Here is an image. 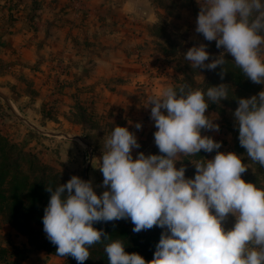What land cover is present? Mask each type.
Here are the masks:
<instances>
[{
  "label": "rangeland",
  "instance_id": "rangeland-1",
  "mask_svg": "<svg viewBox=\"0 0 264 264\" xmlns=\"http://www.w3.org/2000/svg\"><path fill=\"white\" fill-rule=\"evenodd\" d=\"M62 1L60 11L68 8ZM151 1L150 19L130 17L115 7H104L98 17L105 21L106 33L98 39L92 37L96 33L93 28L89 36L81 35L78 21L82 14L89 15L91 8L95 21L96 8L100 5L82 9L72 4L71 23L66 18L57 23L49 16L47 6L41 7L42 15L35 21L31 17L38 7L31 4L20 7L16 0H0L1 38L2 31L7 32L10 26L18 29L23 25L22 21L18 23L20 12L29 13L31 18L24 19V30H28L30 38L19 44L22 47L18 51L14 49L15 52L7 54L8 57L0 55V104L5 110L0 118V135L16 147L10 159L19 157L26 174L41 178V170H27L29 157L33 156L35 163L45 167L46 175L56 179L55 186L65 184L72 176L83 180L86 168V181H92L99 196L107 190L101 187L99 158L105 151L104 138L115 126L127 127L135 134L140 148L133 150V159L139 152L146 156L160 155L153 135L157 129L150 119L151 106H146V97L185 81L192 89L223 83L230 85L233 93L230 88L229 99L219 105L210 104L205 113L214 114L213 119L218 116L214 122L219 125V132L202 130L201 135L220 142L218 151L240 156L248 167L241 178L264 189V167L248 158L246 150L239 145L232 115L238 99L256 95L264 90V85L243 80L236 86L232 76H238L230 66L225 65L227 73L221 80L219 67L194 69L184 59L190 47L201 43L208 45L206 50L213 57L223 51L216 48L215 41L208 42L195 32L200 0ZM107 13L114 17V22L110 23ZM225 59L233 62L231 56L226 55ZM136 123L142 125L141 129L135 128ZM215 154L201 151L197 157H184L175 167L179 169L182 163L186 178H194L195 168L190 161L201 157L211 160ZM0 163L6 162L0 158ZM43 181L45 187L49 186L48 179ZM113 223L134 227L130 220L96 224L104 229ZM89 251L90 258L84 264H97L99 256L93 253L102 252L103 246L99 248L95 244ZM54 252L56 246L46 238L43 225L16 221L9 214L0 213V264H27L31 257L38 264H77L71 256L59 257Z\"/></svg>",
  "mask_w": 264,
  "mask_h": 264
},
{
  "label": "clouds",
  "instance_id": "clouds-1",
  "mask_svg": "<svg viewBox=\"0 0 264 264\" xmlns=\"http://www.w3.org/2000/svg\"><path fill=\"white\" fill-rule=\"evenodd\" d=\"M195 32L215 41L213 57L207 44L190 47L184 59L194 69L215 70L223 80L225 56L255 84L264 85V0H200ZM206 61H211L205 63ZM228 84L192 89L186 81L146 97L154 121V143L160 155L133 150L140 144L127 127L115 126L104 138L97 167L102 173L99 196L92 181L72 176L65 184L45 187L50 193L42 217L43 231L59 257L77 264L90 258L89 249L104 241L109 264H264V189L246 183L248 170L240 156L218 151L221 143L204 131L219 132L218 116L205 115L210 104L229 99ZM232 113L239 145L247 157L264 167V90L237 100ZM140 123L135 124L137 130ZM201 151L211 160L190 161L194 178H186L184 157ZM229 217L234 219L225 228ZM130 220L133 233L161 228L153 259L125 252L122 239H111L96 223ZM103 238V239H102Z\"/></svg>",
  "mask_w": 264,
  "mask_h": 264
},
{
  "label": "trees",
  "instance_id": "trees-1",
  "mask_svg": "<svg viewBox=\"0 0 264 264\" xmlns=\"http://www.w3.org/2000/svg\"><path fill=\"white\" fill-rule=\"evenodd\" d=\"M226 66H230L231 69L237 73L238 77L232 76L236 86H240L243 80L250 81L233 62L229 61ZM259 92L260 91H258V93ZM15 149V145H10L8 141L0 135V158L2 161L6 162L3 165L0 163V213H7L10 219L16 221L22 220L27 224L35 226L43 225L42 217L44 215V209L47 207L50 199V193L45 191V186L43 185L45 181L43 180L46 178V180L48 179L49 181L48 185L51 184L55 186L54 181H56V179L46 175L44 170L45 167H41L35 163V158L33 156L29 157L27 170H41L43 175L41 178H37V176L31 178L30 175L23 171L22 166L18 162L19 157L15 160H11L12 157H14ZM93 227L100 230L97 224L93 225ZM15 228H17V226ZM103 230L111 236V239H122L125 243L126 253H137L142 256L146 262L153 259L155 245L159 242L162 232V230L153 227L150 230L133 233L132 229L129 227L119 226L115 223ZM108 242L109 241H104L100 243V246H103L102 252L97 251L93 253L99 256L97 264H109L106 253L104 252L105 244ZM96 246L100 248L99 244H96ZM54 254H56V252H54Z\"/></svg>",
  "mask_w": 264,
  "mask_h": 264
},
{
  "label": "crops",
  "instance_id": "crops-1",
  "mask_svg": "<svg viewBox=\"0 0 264 264\" xmlns=\"http://www.w3.org/2000/svg\"><path fill=\"white\" fill-rule=\"evenodd\" d=\"M6 1L14 2L15 0H6ZM16 1L17 3H19L20 7L22 6L24 7L30 4L33 5L34 7H38V10L36 12H33L31 17L35 21L39 20L40 15H42L41 7L43 6L49 7V11H48L49 16L52 17V21L53 20L57 21V23L61 22L60 19L63 18H66L64 20H68V22L71 23L70 18L72 14V9L70 8V5L72 4L78 5L82 9L83 8L86 9L88 7L91 8L90 5L92 4H96L97 6L100 5V7L96 8L97 17L95 21H94L95 16L93 15L92 8L88 12L89 15L82 14L81 15L82 19L78 21V23H80L79 28L81 30V35L89 36L88 33H90L93 28V31H96V33H94L92 37H98V39H101V35L106 33L103 24L105 23V21L103 20L102 17H98V15L102 14V12L104 11L103 9L104 7H109V6L115 7L118 9L119 12L122 11V13L130 17L138 16L139 18H148V19L153 17V14H151V10L153 7L151 0H74L73 3L71 0H64V2L67 3V5L65 6H68V8L61 11L60 9H58V7L62 5L63 2L62 0H16ZM36 14L38 16H36ZM107 14L109 15V13ZM19 15L20 16L17 15L18 20H20L18 23H20L21 21L23 22V25L20 28L15 29L14 26L9 25L10 27L9 29H7L9 31V32L7 31L8 33L6 32V30L2 31L4 32V35L3 38L0 37V55L8 57L10 53L15 52L14 49L18 51L22 47L19 45L20 43L23 44L26 38H30L29 35L26 33L28 32V30H24L25 29L24 19L30 18V14L20 12ZM109 21L110 23L114 22V17H111L109 15ZM13 46L14 48H12ZM10 48L12 50H9ZM4 115H5V110L3 111V108L0 104V118H2ZM233 224H234V219L232 217H229L227 223L225 224V227L230 229L233 226ZM26 262L27 264H38V260L32 257L27 259Z\"/></svg>",
  "mask_w": 264,
  "mask_h": 264
},
{
  "label": "water",
  "instance_id": "water-1",
  "mask_svg": "<svg viewBox=\"0 0 264 264\" xmlns=\"http://www.w3.org/2000/svg\"><path fill=\"white\" fill-rule=\"evenodd\" d=\"M90 160H91V155L89 156V161ZM85 173H86V168L83 169V180L86 181V175H85Z\"/></svg>",
  "mask_w": 264,
  "mask_h": 264
}]
</instances>
